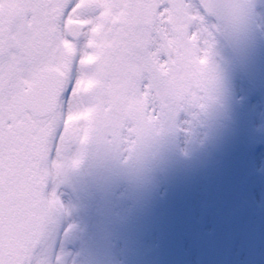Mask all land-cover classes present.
<instances>
[{
	"label": "snow or ice",
	"instance_id": "obj_1",
	"mask_svg": "<svg viewBox=\"0 0 264 264\" xmlns=\"http://www.w3.org/2000/svg\"><path fill=\"white\" fill-rule=\"evenodd\" d=\"M196 20L195 0H0V264H44L62 209L43 191L73 137L198 98Z\"/></svg>",
	"mask_w": 264,
	"mask_h": 264
},
{
	"label": "flooded vegetation",
	"instance_id": "obj_2",
	"mask_svg": "<svg viewBox=\"0 0 264 264\" xmlns=\"http://www.w3.org/2000/svg\"><path fill=\"white\" fill-rule=\"evenodd\" d=\"M195 15L201 35L193 61L198 98L167 95L154 119L175 127L196 113L203 119V139L190 148L180 141L163 145L153 182L132 188L112 178L113 164L97 142L118 137L120 129L106 128L86 146L75 136L58 161L59 175L49 177L43 191L45 198L54 194L62 209L36 249L44 264H60L61 255L68 256L66 264H229L234 248L246 251L252 246L246 209L258 207L264 214L258 189L256 205L248 199L249 188H257L255 178L264 179V155L253 152L264 107L246 103L238 74L230 83L228 74L236 72L228 54L217 45L209 20L196 8ZM209 100H217L230 119H219L215 107L213 119ZM245 130L251 133L247 142ZM182 181L190 193L179 206ZM186 212L188 216L180 215ZM54 233L59 241L52 259Z\"/></svg>",
	"mask_w": 264,
	"mask_h": 264
},
{
	"label": "clouds",
	"instance_id": "obj_3",
	"mask_svg": "<svg viewBox=\"0 0 264 264\" xmlns=\"http://www.w3.org/2000/svg\"><path fill=\"white\" fill-rule=\"evenodd\" d=\"M254 4L255 0H203L216 43L225 53L252 35ZM124 128L131 131H122L118 137L106 136L102 141L94 133L90 137L97 140L112 162V178L132 188H144L153 182L163 145L180 141L190 148L198 145L205 134L203 119L196 113L175 127L160 119H145L125 121Z\"/></svg>",
	"mask_w": 264,
	"mask_h": 264
},
{
	"label": "rangeland",
	"instance_id": "obj_4",
	"mask_svg": "<svg viewBox=\"0 0 264 264\" xmlns=\"http://www.w3.org/2000/svg\"><path fill=\"white\" fill-rule=\"evenodd\" d=\"M255 9L259 20L264 25V0H255ZM244 139L247 140V136H251L249 131H244ZM254 186L257 188H249L248 190V199L255 204L256 199L258 198L255 189H258L260 199H264V179L255 178ZM256 205V204H255ZM167 211H169L167 209ZM250 213V215H249ZM246 215L250 222L249 232L251 234V244L250 249L246 250L247 264H264V214L258 207L253 211L249 210V207L246 209ZM254 217V218H253Z\"/></svg>",
	"mask_w": 264,
	"mask_h": 264
},
{
	"label": "water",
	"instance_id": "obj_5",
	"mask_svg": "<svg viewBox=\"0 0 264 264\" xmlns=\"http://www.w3.org/2000/svg\"><path fill=\"white\" fill-rule=\"evenodd\" d=\"M200 2L203 7V0ZM232 52L247 82L255 89L259 87L264 89V43L260 38L254 18L252 35L247 41L236 46Z\"/></svg>",
	"mask_w": 264,
	"mask_h": 264
}]
</instances>
